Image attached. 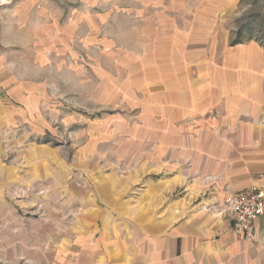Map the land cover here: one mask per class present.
I'll return each instance as SVG.
<instances>
[{
    "label": "rangeland",
    "instance_id": "rangeland-1",
    "mask_svg": "<svg viewBox=\"0 0 264 264\" xmlns=\"http://www.w3.org/2000/svg\"><path fill=\"white\" fill-rule=\"evenodd\" d=\"M216 10L230 44L264 46V0H0L12 55L4 91L11 86L13 102L0 108L11 116L0 121V164L12 165L2 175H39L44 159L54 170L50 181L11 182L6 199L34 200L19 208L42 219L40 199L64 180L91 195L102 176L130 183L132 196L171 182L166 68L196 62L172 57L169 65L168 55L194 53ZM189 127L178 153L199 145ZM57 168L65 171L59 182ZM164 196L175 198L174 189Z\"/></svg>",
    "mask_w": 264,
    "mask_h": 264
},
{
    "label": "crops",
    "instance_id": "crops-1",
    "mask_svg": "<svg viewBox=\"0 0 264 264\" xmlns=\"http://www.w3.org/2000/svg\"><path fill=\"white\" fill-rule=\"evenodd\" d=\"M217 12L205 19L194 53L168 55L169 65L172 57L180 64L196 62L193 69L166 68L171 182H154L132 196L130 183L119 187L100 176L90 195L75 181L66 183L65 171L57 168L54 177L64 181L40 199L46 218L39 219L21 210L34 200L9 201L5 195L11 182L49 180L54 170L48 160L37 163L39 175L22 178L3 176L12 165L0 164V264H264V216L249 237L209 209L264 172V46L230 44ZM1 16L3 108L13 104L6 97L11 86L4 91L12 55ZM191 123L199 145L178 153L177 144L191 141ZM173 189L175 198L166 200L164 193Z\"/></svg>",
    "mask_w": 264,
    "mask_h": 264
},
{
    "label": "built area",
    "instance_id": "built-area-1",
    "mask_svg": "<svg viewBox=\"0 0 264 264\" xmlns=\"http://www.w3.org/2000/svg\"><path fill=\"white\" fill-rule=\"evenodd\" d=\"M209 209L222 215L235 230L252 237L256 221L264 216V172L256 176L255 182L232 191L222 203L210 205Z\"/></svg>",
    "mask_w": 264,
    "mask_h": 264
},
{
    "label": "trees",
    "instance_id": "trees-1",
    "mask_svg": "<svg viewBox=\"0 0 264 264\" xmlns=\"http://www.w3.org/2000/svg\"><path fill=\"white\" fill-rule=\"evenodd\" d=\"M239 41H241V40L238 39V40H236L235 42L233 41L232 44H233V43H237V42H239Z\"/></svg>",
    "mask_w": 264,
    "mask_h": 264
}]
</instances>
